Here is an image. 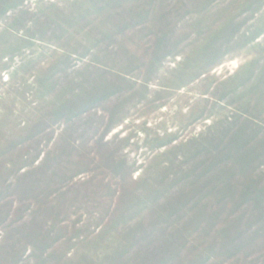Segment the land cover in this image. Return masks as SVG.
<instances>
[{"label": "rangeland", "instance_id": "1", "mask_svg": "<svg viewBox=\"0 0 264 264\" xmlns=\"http://www.w3.org/2000/svg\"><path fill=\"white\" fill-rule=\"evenodd\" d=\"M0 264H264V0H0Z\"/></svg>", "mask_w": 264, "mask_h": 264}]
</instances>
